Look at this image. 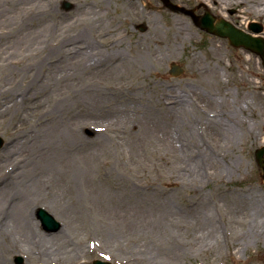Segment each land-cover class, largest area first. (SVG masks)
<instances>
[{
	"label": "rangeland",
	"instance_id": "374dc122",
	"mask_svg": "<svg viewBox=\"0 0 264 264\" xmlns=\"http://www.w3.org/2000/svg\"><path fill=\"white\" fill-rule=\"evenodd\" d=\"M172 1L0 0V191L12 170L39 185L2 209L35 194L36 231L81 248L42 264H264V68L194 23L204 0ZM235 1L264 26V0ZM20 248L0 235L6 264H36Z\"/></svg>",
	"mask_w": 264,
	"mask_h": 264
},
{
	"label": "bare ground",
	"instance_id": "6f19581e",
	"mask_svg": "<svg viewBox=\"0 0 264 264\" xmlns=\"http://www.w3.org/2000/svg\"><path fill=\"white\" fill-rule=\"evenodd\" d=\"M225 17L229 16L227 14L224 15ZM85 62H88L90 59L83 58ZM13 170L8 174L10 179L8 180L9 176H5L3 181L1 182L2 185H5L6 189L3 190L4 187L1 188L2 192L0 195V214H4V218L0 221V235L6 236L11 241L14 249L17 247H21L19 250L27 256L35 257L38 261L36 264H42L44 262V255H54V253L59 254L61 253L66 255H76L81 251L80 247H68L67 248H59L55 249L54 244L55 240L54 237L52 239H47L41 236L35 229L34 224L32 222L31 213H30V206L31 201L34 200L35 194L30 196L27 192L23 196H21L19 201L14 202L13 205H10L9 209L6 211L4 208L7 205V201L5 197L8 195L9 191L12 186L15 185L14 190L28 189L34 188L35 185L39 186L36 182L29 179L28 170L24 169V172H21L17 177L16 181L11 180L14 178V175H11ZM11 184L8 186L7 182ZM12 190V191H14ZM11 191V192H12ZM19 195H21V191ZM10 192V193H11ZM30 192V190H28ZM9 193V194H10ZM6 201V203H4ZM4 208V209H2ZM37 238L38 240L34 239ZM35 246V248H33ZM53 248V249H52ZM4 258L0 256V264H6Z\"/></svg>",
	"mask_w": 264,
	"mask_h": 264
},
{
	"label": "water",
	"instance_id": "95a60500",
	"mask_svg": "<svg viewBox=\"0 0 264 264\" xmlns=\"http://www.w3.org/2000/svg\"><path fill=\"white\" fill-rule=\"evenodd\" d=\"M217 32H219L220 34L229 35L232 39V42L236 45L245 44L257 51H261L263 48L262 44L256 43V45H254L253 43H251V40L248 37L243 36L241 33L226 25H220L217 29ZM3 143L4 140L0 137V147H2ZM256 156L264 177V147L257 150ZM39 217L42 219L45 227L49 230H56L60 227V223L56 222L54 217L43 209L39 211Z\"/></svg>",
	"mask_w": 264,
	"mask_h": 264
},
{
	"label": "flooded vegetation",
	"instance_id": "af4514ba",
	"mask_svg": "<svg viewBox=\"0 0 264 264\" xmlns=\"http://www.w3.org/2000/svg\"><path fill=\"white\" fill-rule=\"evenodd\" d=\"M228 1H230V0H228ZM237 1H238L239 4L244 3V1H242V0H236L235 2H237ZM191 4H192L193 7L191 9L192 11H191L190 16L192 18H194L195 21H196V16H199V14H204L206 12H209L214 17V19H216L215 22L217 20H219V19H223L225 17L224 15L227 14L228 12L230 14H233L235 12V10H232V9L229 8V4H224V3L221 4L220 0H204L201 3H197L196 6L194 5V3H191ZM218 4L222 5L220 10H219ZM201 8H202V12L203 13H201V12L198 13V10L201 9ZM222 8H224L225 10L227 9L228 12H225ZM216 10H219V12L221 14L218 13V11H216ZM227 15L229 16V18L228 17H226V18L229 20V22H231L236 27L243 29L246 32H248L250 30V23L254 22V20H247L246 24L248 25V27L244 28L241 25H239L238 22L236 23L235 21H233L229 14H227ZM195 21H194V23H196ZM197 21H199V19H197ZM212 35H214V34H212ZM238 49H240L242 51H246V52L249 53V51L246 48H238ZM253 55H255V58L257 59V63L259 64L258 66L264 68L263 59L261 57H259L258 55L254 54V53H253Z\"/></svg>",
	"mask_w": 264,
	"mask_h": 264
}]
</instances>
